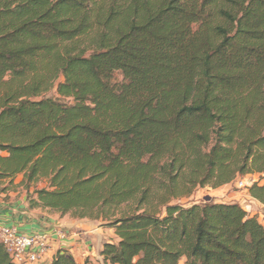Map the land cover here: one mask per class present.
<instances>
[{"label": "trees", "instance_id": "trees-1", "mask_svg": "<svg viewBox=\"0 0 264 264\" xmlns=\"http://www.w3.org/2000/svg\"><path fill=\"white\" fill-rule=\"evenodd\" d=\"M19 175L46 184L28 209L112 230L97 264H264L250 211L180 203L258 175L264 210V0H0V183Z\"/></svg>", "mask_w": 264, "mask_h": 264}, {"label": "rangeland", "instance_id": "rangeland-1", "mask_svg": "<svg viewBox=\"0 0 264 264\" xmlns=\"http://www.w3.org/2000/svg\"><path fill=\"white\" fill-rule=\"evenodd\" d=\"M115 81H120L121 76L120 74H115L114 76ZM52 95H55V91L49 93L47 96L50 97ZM21 180L22 176L19 175L15 178V180L12 182V184L9 183V180H3V182L0 183V190H4L3 192H0V200L6 201L7 203H10L11 205L15 204L18 200H24L25 205L28 206L29 200H34V191L35 189H41L46 184L43 182L37 186H33L29 189V191H26L23 186H21ZM247 181L249 185H251L254 182L259 181L258 175H247L243 178L236 179L231 185L220 187L217 189H211V188H199L197 189L194 194L189 198H182V201H180L181 204L187 206L192 203H198L203 201L206 197H210L215 202H234L239 201V204L246 210L250 211L251 214H254L258 221L264 226V210L256 208L254 203L247 199L243 198L241 200H236L235 194L241 193L244 190L238 187L239 181ZM246 183V182H245ZM31 210H36L39 212V214H47L52 216L59 217V220H62L63 225L67 226H73L74 232L81 234V239L84 244L88 245V248H84L83 253H88L91 255L97 254L98 246L96 244L95 236L100 235L103 236L101 240H108V241H115L114 235L112 230L102 228L98 222H93L89 219L84 220H78L75 219L72 214H66L64 216H61L57 213H54L53 211H49L47 209H41L39 207H33ZM91 264H97L96 261H91Z\"/></svg>", "mask_w": 264, "mask_h": 264}, {"label": "crops", "instance_id": "crops-1", "mask_svg": "<svg viewBox=\"0 0 264 264\" xmlns=\"http://www.w3.org/2000/svg\"><path fill=\"white\" fill-rule=\"evenodd\" d=\"M235 198L236 200L243 198L251 200L247 189L235 194ZM24 202V200H17L15 204L11 205L6 201L0 200V226L15 228L19 234L25 236L35 234L46 235L48 238L47 250L42 264H51L59 250L68 251L79 263H83L87 258L101 263L99 251L105 242V240H101L103 236H95L98 246L96 255L83 253L84 248H88L89 246L82 242V235L75 233L72 225H63L62 220H59L57 216L39 214L36 210H30ZM234 202L239 204V201ZM252 202L256 208L263 209V206L257 201L253 200Z\"/></svg>", "mask_w": 264, "mask_h": 264}, {"label": "built area", "instance_id": "built-area-1", "mask_svg": "<svg viewBox=\"0 0 264 264\" xmlns=\"http://www.w3.org/2000/svg\"><path fill=\"white\" fill-rule=\"evenodd\" d=\"M247 185L246 180L238 182V187L243 190ZM47 240L46 235L25 236L15 228L0 226V242L14 264H42Z\"/></svg>", "mask_w": 264, "mask_h": 264}, {"label": "water", "instance_id": "water-1", "mask_svg": "<svg viewBox=\"0 0 264 264\" xmlns=\"http://www.w3.org/2000/svg\"><path fill=\"white\" fill-rule=\"evenodd\" d=\"M211 198L210 197H206V201H209Z\"/></svg>", "mask_w": 264, "mask_h": 264}]
</instances>
